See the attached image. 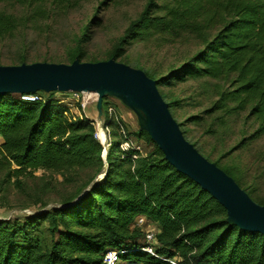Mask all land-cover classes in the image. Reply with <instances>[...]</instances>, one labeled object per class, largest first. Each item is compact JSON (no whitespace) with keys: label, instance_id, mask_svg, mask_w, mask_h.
<instances>
[{"label":"trees","instance_id":"16d2710c","mask_svg":"<svg viewBox=\"0 0 264 264\" xmlns=\"http://www.w3.org/2000/svg\"><path fill=\"white\" fill-rule=\"evenodd\" d=\"M8 1L31 9L34 17L44 12L40 9L46 5L66 11L75 9L83 0L0 3ZM158 1L146 0L126 38L142 29L160 26L191 38L200 50L163 78L144 71L146 75L156 81L158 90L159 86L170 85V77L176 81L207 78L222 82L226 88L221 87L218 100L208 112L238 116L247 110L246 118L257 126L247 139L264 137V0H167L164 16L151 18L152 12L159 9ZM12 29L11 18L0 17V36ZM13 96L0 97L3 183L15 177L18 189L24 192L22 176H33L38 171L67 175L94 166L96 176L106 172L108 180L92 188L94 178L91 179L75 196V200L82 197L79 203L45 214L50 237L46 252L39 249V238L29 240L28 231L31 222L44 215L26 217L20 230L8 221H0V264H104L107 250L121 248L130 252L121 255L118 264H170L164 260L177 264H264V236L235 226L217 202L165 161L158 148L134 160V151L119 152L116 160L108 152L103 161L102 146L95 139L90 121L71 120L51 102L28 103ZM167 104L172 113V104ZM127 164L129 168L124 170ZM221 170L240 187L229 172ZM115 175L117 180L110 183V177ZM65 181L73 183L76 179L67 177ZM138 217L159 230L154 255L137 251L144 235L134 227Z\"/></svg>","mask_w":264,"mask_h":264},{"label":"rangeland","instance_id":"374dc122","mask_svg":"<svg viewBox=\"0 0 264 264\" xmlns=\"http://www.w3.org/2000/svg\"><path fill=\"white\" fill-rule=\"evenodd\" d=\"M145 2L83 0L75 9L66 11H57L46 5L40 9L44 12L34 17L31 9L12 1L0 3V17H10L13 26L11 32L0 36V66L19 65L23 61L26 64H70L75 60L95 63L112 59L163 78L178 65L187 63L199 52L200 46L191 38L178 36V33L160 26L142 29L126 38L128 29L139 20ZM166 2L159 0V9L150 17H163ZM170 79V85L159 86V91L165 101L172 104L173 117L182 126L188 141L211 163H217L229 172L255 203L264 205V137L247 139L257 129L253 120L246 118L248 111L238 116H226L223 111L208 112L218 100L221 87L226 88L220 81ZM39 97L41 103L51 102L54 107L63 109V115L71 120L90 119L94 122L95 134H98L97 124L102 130L108 128V142L111 144L108 152L115 160L125 141L135 150L136 158L146 157L157 150V146L148 140L143 115L130 109L115 95L105 96L101 107H98L96 96L41 93ZM13 98L19 100L18 95ZM83 103L87 104L84 110ZM109 108L115 111V115H109ZM2 144L0 139V146ZM102 157L104 161L107 155L102 154ZM128 168V164L123 167L124 170ZM96 172L95 166L67 175L38 171L33 176L20 177L25 193L18 189L15 177L6 184L3 183L5 173H0V221H8L15 230H20L28 220L26 217L44 215V218L31 222L28 231L29 240L39 238L42 242L39 249L46 252L50 249V237L45 214L67 210L79 203L82 197L75 200V196L91 179L94 178L92 188L106 183V172L101 176H96ZM67 177L76 181L66 183ZM116 180V175L110 177V183ZM69 201L70 205H64ZM142 220L135 225L138 233L159 231L154 224Z\"/></svg>","mask_w":264,"mask_h":264},{"label":"water","instance_id":"95a60500","mask_svg":"<svg viewBox=\"0 0 264 264\" xmlns=\"http://www.w3.org/2000/svg\"><path fill=\"white\" fill-rule=\"evenodd\" d=\"M38 93L93 94L98 96V107L107 95L119 97L130 109L143 115L148 136L176 172L215 200L239 229L264 236V206L255 203L231 177L185 139L156 81L144 71L112 59L0 66V97Z\"/></svg>","mask_w":264,"mask_h":264},{"label":"built area","instance_id":"2783aa9c","mask_svg":"<svg viewBox=\"0 0 264 264\" xmlns=\"http://www.w3.org/2000/svg\"><path fill=\"white\" fill-rule=\"evenodd\" d=\"M80 95H88V96H96L98 97L97 95H93V94H80ZM19 99L23 102H28V103H34V102H38V101H41V98L35 94V95H21L19 96ZM85 102V101H84ZM87 104H82V109L84 110L86 108ZM108 113L109 115H115V111H113V109L109 108L108 110ZM114 113V114H113ZM74 120V119H73ZM86 120L90 121L91 122V125L94 127V122L91 121L90 119L86 118ZM97 133L98 134H95V139L100 143V138H99V133L101 131V133L103 134L104 136V140H105V144H101L100 145L102 146L103 148V152L102 154L104 155H107L108 154V150L111 146V144L108 142V135H110L109 133V129L108 128H105L104 130H102L103 128L97 124ZM121 129L122 127L119 126ZM100 133V134H101ZM110 138V137H109ZM121 152H124V153H127V152H130V151H135L133 150L132 148H130L129 144L127 141L123 142L121 145H120V148ZM103 158V157H102ZM132 158H136V157H132ZM105 161V160H104ZM158 232H147L143 235V239L141 240V246L139 249H137V251H142V252H146L148 254H151V255H154V247L156 245V235H157ZM129 251V249H126V248H121L120 250H112V249H109L105 252L104 254V264H118L119 262V258L121 255H124V254H127ZM170 264H177L176 262L172 261V260H164Z\"/></svg>","mask_w":264,"mask_h":264},{"label":"bare ground","instance_id":"6f19581e","mask_svg":"<svg viewBox=\"0 0 264 264\" xmlns=\"http://www.w3.org/2000/svg\"><path fill=\"white\" fill-rule=\"evenodd\" d=\"M99 138L101 139V141H102V143H101V141H100V143L101 144H105V140H104V136H103V134L101 133H99Z\"/></svg>","mask_w":264,"mask_h":264},{"label":"crops","instance_id":"0c3cea01","mask_svg":"<svg viewBox=\"0 0 264 264\" xmlns=\"http://www.w3.org/2000/svg\"><path fill=\"white\" fill-rule=\"evenodd\" d=\"M142 219H143V218H140V217L137 218V219H135L134 227H135L136 223L138 224L139 221H140L139 223H142V221H143Z\"/></svg>","mask_w":264,"mask_h":264}]
</instances>
